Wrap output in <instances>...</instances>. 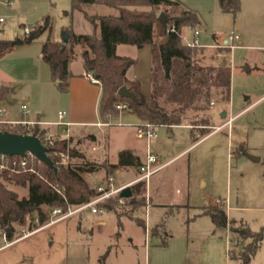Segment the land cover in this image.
I'll return each instance as SVG.
<instances>
[{
    "label": "rangeland",
    "instance_id": "374dc122",
    "mask_svg": "<svg viewBox=\"0 0 264 264\" xmlns=\"http://www.w3.org/2000/svg\"><path fill=\"white\" fill-rule=\"evenodd\" d=\"M186 1L195 3V0ZM54 2H57L58 7L51 17L54 36L60 41L64 26L72 27L78 34L101 35L100 26L95 28L86 14H118L115 8L95 4H88L83 11L71 13V0ZM199 4L203 9L198 12L201 23L196 28L186 27L182 32L184 40L191 42L194 30L197 29L201 33L199 39L203 47L211 44L225 46V41L231 35L238 36L241 41H236L238 46L231 51L230 48H205L197 56L204 64L228 65L232 73L231 100L216 102L214 107L211 105L213 117L210 124L220 126L230 117L235 118L152 176L159 192V196L153 195L154 201L162 205L153 203L148 210L146 207L143 209L145 198L141 189L134 195L142 204L139 206H118L105 215L86 210L26 236L30 232L29 221L24 224L14 223L16 240L9 243L0 235V264H241L239 254L243 246L233 238L230 227H215L211 218L201 212L202 207L220 205L225 200L229 220L235 225L245 224L252 231L264 227V19L245 17L237 22L241 10L234 16L222 12L212 0H201ZM162 10L170 15L174 13L173 9ZM17 28L15 33L7 31L6 35L9 38L23 35V29L20 26ZM160 35L158 24L157 37ZM42 38H37L28 47H15L5 56L4 63L12 65L10 77L14 92L5 103L10 113L8 116L0 114V120L22 119L23 112L29 110V102L23 95L28 86L24 84L20 64L17 65L22 59L18 58L24 53L23 49L28 48L31 52ZM117 53L137 60L129 73L139 78L145 92H150L151 48L146 46L139 49L121 44ZM81 54L82 49L77 47L75 56ZM225 108L229 114L223 118ZM54 111L50 110L48 117L58 120ZM120 114L112 119L114 124L110 125L109 122L108 127L88 128L98 134L96 144L106 141V148L99 152L93 153L89 149L95 158L106 155L110 162H115L119 150L131 144L134 125L140 120L132 109L121 111ZM0 126L3 131L33 133H29L22 125L0 123ZM156 132L158 138L151 141L150 149L162 156V162L179 154L191 145L194 138L202 137L200 131L181 127L169 129L157 126ZM53 139L59 143L64 138L56 136ZM71 140L66 144L67 151L64 152L69 155L72 149L85 154L84 147L91 143L84 139L78 141L77 137H71ZM142 144L146 149V143ZM242 148L245 149L244 153H241ZM54 155L60 165L81 161L78 157L70 156V159H66ZM250 156L260 157L261 161H253ZM28 159L32 169L28 172L47 182L39 170L42 165L37 158ZM135 171L132 168L122 170L120 174L115 173L116 185H120L125 178H134ZM21 172L8 174L14 177L13 174ZM3 176L0 175V182L18 198L29 195L28 187L12 180L6 181ZM85 177L94 188L105 184L107 180L105 171L87 174ZM219 199L221 202L218 203ZM43 209L51 211L48 206ZM136 218L143 220L147 226L139 224ZM103 220L105 224H100ZM249 264H264V242Z\"/></svg>",
    "mask_w": 264,
    "mask_h": 264
},
{
    "label": "trees",
    "instance_id": "16d2710c",
    "mask_svg": "<svg viewBox=\"0 0 264 264\" xmlns=\"http://www.w3.org/2000/svg\"><path fill=\"white\" fill-rule=\"evenodd\" d=\"M218 1L224 13L236 16L241 10L240 0ZM88 4L115 8L118 14H86L95 28L100 26V36L96 33L76 34L72 27H66L64 31L68 34V40L65 42L48 39L42 46V54L50 67L51 79L57 90L68 93L69 62L75 56L76 48L82 49L85 70L93 73L101 82L98 111L104 123L118 117L120 111L117 105L126 103L128 109L134 110L142 122H149L154 126L172 127L190 121L189 124L196 122L195 125L206 127L210 125L212 103L231 100V68L221 63H202V59H197V56L205 48L190 47L181 36L186 27L196 28L201 23L196 10L186 6L176 13V9L183 6L180 0H71V13L83 11ZM163 8L174 10L172 15L166 13L171 19L167 28L159 20ZM50 24V17H47L29 36L0 40V53L13 47L31 44ZM158 24L161 29L160 37H157ZM172 26H175L176 32L169 31ZM121 44L139 49L146 46L151 48V90L148 94L143 92L139 79L128 77V72L136 65L137 60L118 55L117 47ZM123 86L131 90L136 100L118 94ZM12 91V87L0 88V102L7 100ZM32 132L41 139L47 135L38 126L33 127ZM59 141H55V145L48 144L52 149L50 157L57 167L56 172L37 158L42 165L39 170L47 178V182L28 171L13 174L14 177L8 172L0 173L1 176L4 174L6 181L12 180L29 190V195L20 199L0 182V235L5 236L9 243L16 240L14 223L24 224L28 220L30 231H33L49 222L50 212H46L44 206L62 207L66 210L70 205L85 204L96 197L97 189L91 187L85 177L87 174L104 170L108 179L119 169L139 165V160L129 150L119 153L117 163H110L108 160L98 163L87 160L83 153H78L75 149L70 151V156L78 157L81 161L60 165L54 153L67 151L66 144L72 140L64 138ZM244 152L245 149L242 148L241 153ZM131 188L132 197L121 198L119 194L98 206L110 212L118 206L142 205L134 195L141 189L145 190L144 184L138 183ZM222 201L220 205L202 207L201 214L209 216L217 228L230 227L233 238L243 246L239 254L241 264H249L264 242V227L259 231H252L245 224L237 226L230 222L225 200ZM136 220L146 227L143 220Z\"/></svg>",
    "mask_w": 264,
    "mask_h": 264
},
{
    "label": "crops",
    "instance_id": "0c3cea01",
    "mask_svg": "<svg viewBox=\"0 0 264 264\" xmlns=\"http://www.w3.org/2000/svg\"><path fill=\"white\" fill-rule=\"evenodd\" d=\"M180 1L183 3V6H181V8L176 9V13H179L186 6L191 9L196 10L197 12L203 10L202 7H199L200 6L199 3L201 2V0H197V1L195 0L194 1L195 3H190V2H187L186 0L185 1L180 0ZM212 1H214L217 4L218 8H220L218 0H212ZM240 1H241V12H239L238 20L236 17L237 22H239L240 18H245V17H247L248 19L249 18L250 19H264V0H240ZM57 7H58V4L57 2L55 3L54 0H0V17H3L5 19V22L0 27V40L14 39L15 37L22 38L25 36L24 35L25 27H31L35 31L44 23L47 17H50V21H51L50 27L47 30H45L42 34H40L39 37H43V38L41 42L39 43V45H36L37 47L32 49L31 52H29L30 49L28 48L23 49L24 53L21 55L20 58H18V60L22 59L17 65L20 64L19 69L23 72L24 84L28 86L23 95H24V99L28 100L30 108L29 110L23 112L24 118L22 119L10 118L7 121H11L12 123L34 122L35 123L34 127L38 126L40 129L45 130L47 132V135H52L53 137L57 136L61 138L77 137L78 141H81L83 139L85 141H90L91 143L87 144V146L84 147V151H85L84 155L85 157L87 156L88 158L87 160L96 161L98 163L104 162L106 160L109 161L106 155L101 156L100 158H95L89 152V149H91L93 153L99 152V150H101L102 148L105 149L106 141L101 144H96L97 141L99 140L98 134L92 130H88V128L108 127L109 123H104L99 116L98 106H99L102 89L99 84L92 83L85 76V73H87V71L85 70L82 56L81 55L74 56L69 62L70 90L68 93H60L57 90L55 83L51 79L50 67L43 58V54H42L43 44L48 39L60 41V39L54 36V29H53L54 27H53L52 17H51L52 16L51 14L57 9ZM10 20L11 22H9ZM18 26H20V28L23 29V35L17 34V36H15L14 38H9V35L7 34L8 35L7 36L6 32L8 31L9 33H15V31H17L18 29L17 28ZM239 27L241 26L239 25ZM65 28L66 26H64L61 30L62 31L61 40H63V34L65 33L64 31ZM73 30L76 34H78L75 31V29ZM214 37L216 36L214 35ZM28 45H32V43L25 44L21 47H28ZM14 48L15 47L10 48L0 53V64H1L0 70L1 71L3 70L2 71L3 73L0 72V88L2 87H12L13 88V91L11 92L8 99L0 102V110L5 111V113H3V115L5 116L6 115L8 116L10 113V111L6 108L8 107V105L5 103L8 100H10L11 95L14 92V87L11 85L12 80L10 77L12 75L11 74L12 70L10 66L12 65L10 63H4L3 60L5 56L10 54V52H12ZM204 48H226V47H221L220 45L211 44L209 46H205ZM231 50L232 49H230V51ZM128 77L139 79L135 74L131 75L129 72H128ZM143 92L145 91L143 90ZM145 93L148 94L149 92H145ZM215 104H213V107L215 106ZM50 110H53V111L55 110L54 114L55 115L57 114L58 120L50 119L48 117ZM225 110L228 116L229 113L226 108ZM60 112H65V116L63 119L59 118ZM212 117L213 115L211 112L210 122L212 121ZM234 118L235 117L232 116L229 119H234ZM139 120L140 122L137 125H134V135H133L131 144L119 150L118 158H119V153L121 151L129 150L131 152V155L134 158H137L139 160V165H140L145 160L147 149H148V143L146 140L139 139L137 137V134H136L137 126L142 123V120L140 118ZM59 121L68 122L70 123V126L58 125ZM112 121L113 120L110 121V125L114 124V121L113 122ZM120 123L121 122L118 123L119 126H120ZM195 124L196 122H192V124L185 123L183 125L168 127L169 129H172L174 127H181V128L192 129L196 132L200 131L202 132L201 134L202 137L194 138L192 140L191 145H189L187 148L182 150L179 154H177L173 158L165 160L164 162H162L161 160L162 156L155 153L159 158L160 165L167 166L172 161H175L180 156L185 154L188 150H190L194 145H196L200 141L204 140L205 138L211 135H214L215 131L211 129V127L214 128L216 126L211 125L212 123L206 127H199ZM11 125H15V124H11ZM49 126H52L53 128ZM208 129L212 131H207ZM67 130H69V136L65 135L67 133ZM156 138H158V136ZM144 142L146 143V149L143 147V144H142ZM169 155H172V153H170ZM117 162L118 160L115 162H110V163H117ZM139 165L133 166V167L131 166L130 168H127V169L117 170L116 173L120 174L122 170H128L132 168L136 169L135 171L136 176L134 178H125L123 182L118 186L127 184L135 180L137 176L139 175ZM100 171L104 172V170H100ZM156 174H154L153 176H155ZM140 183L144 184V187H145V190L143 193V196L145 198V206H143V209L146 207V209L148 210L149 206L152 205L153 203L160 204V202L154 201V198H153L154 196L156 197L159 196V192L155 188V185H154L153 177H151L148 183H144V182H140ZM105 184L102 183V185H99V186H104ZM214 205L215 204H212L210 206H214ZM230 222H233V221H230ZM100 224H105V221L104 220L100 221Z\"/></svg>",
    "mask_w": 264,
    "mask_h": 264
},
{
    "label": "built area",
    "instance_id": "2783aa9c",
    "mask_svg": "<svg viewBox=\"0 0 264 264\" xmlns=\"http://www.w3.org/2000/svg\"><path fill=\"white\" fill-rule=\"evenodd\" d=\"M5 22V19L3 17H0V27L3 25V23ZM34 31L33 28L31 27H25L24 28V35L25 36H29L32 32ZM169 31L171 32H176V28L175 26H172ZM199 34L200 31L199 30H195L194 31V38L191 42H186V44L190 47H203L201 45V41L199 39ZM240 43V39L238 36H229L228 40L226 41L225 46H221V47H226V48H230L233 49L235 47L238 46V44L236 45L235 42ZM85 76L92 82L95 84H101L100 80L93 75V73H85ZM213 105V103H212ZM117 109L121 112L124 111L126 109H128V105L126 103L123 104H118L117 105ZM5 113L4 110H0V114ZM65 116V112H60L59 113V118L63 119ZM232 121V119H229L227 122H225L223 125L220 126H216L214 128V131H219L221 130L227 123H230ZM0 123L3 124H15V125H22L29 133H32V128L34 127L35 123L34 122H18V123H12L9 121H2L0 120ZM58 125H63V126H70V123L65 122V121H59ZM156 127L152 125L149 122H142L140 125L137 126V137L139 139H143L146 140L148 143V149H147V153H146V157L144 162H142L139 165V175L137 176V178L127 184L121 185V186H117L115 183V177L114 175H111L107 181L106 184L104 186H99L97 188V196L94 197L90 202L85 203V204H81L78 206H68V208L65 210L62 207H53L51 208L50 211V220L48 223H46L43 226H40L39 228L30 231L28 233L25 234L29 235L33 232L38 231L39 229L55 224L57 222H60L62 220H65L67 218H70L74 215L80 214L86 210H90L92 213L94 214H99V215H105L108 211L105 208H101L98 206L99 203L110 199L114 196H117L119 194H121V192L123 191V189H125L126 187H132L135 184H138L140 182H144V183H148V181L150 180V178L156 174L157 172H159L163 167H165L166 165H160L159 164V158L158 156L153 153L150 149V142L152 141V139L156 138L158 136L157 132H156ZM67 136H69V130H67V133L65 134ZM54 137L52 135H46V137L44 139H42V142L44 144H46V146H48V144L53 145L54 144ZM46 142V143H45ZM49 147V146H48ZM55 154L62 156L63 158L66 159H70V155L66 154L64 152H60L57 151L55 152ZM29 157H35L32 153H27L26 156L24 157H20V156H9L7 154H2L0 153V172H13V173H17V172H21V171H30L32 170L29 167ZM217 202H221V200H217ZM38 222V221H37ZM4 239H6L5 236H3ZM7 240V239H6ZM232 241V240H231ZM232 253V250L229 251V254Z\"/></svg>",
    "mask_w": 264,
    "mask_h": 264
},
{
    "label": "water",
    "instance_id": "95a60500",
    "mask_svg": "<svg viewBox=\"0 0 264 264\" xmlns=\"http://www.w3.org/2000/svg\"><path fill=\"white\" fill-rule=\"evenodd\" d=\"M159 20L161 24L167 28L168 23L170 22V18L167 14L162 11L159 15ZM63 40L66 42L68 40V34H63ZM66 44H64L65 46ZM118 94L125 98H130L136 100L135 95L131 92V90L123 86L119 89ZM222 117H227V112L224 111L222 113ZM32 153L36 158L40 161L46 163L52 170L57 171V167L54 161L50 157V153L52 149L46 146L42 139L36 134H22V133H13L9 131H3L0 129V153L7 154L9 156H20L24 157L27 153ZM253 161L260 162L261 158L256 156H250ZM133 192L132 188L126 187L121 192V198H130L132 197Z\"/></svg>",
    "mask_w": 264,
    "mask_h": 264
}]
</instances>
